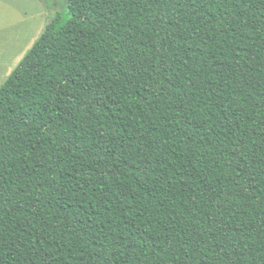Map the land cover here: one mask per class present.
Here are the masks:
<instances>
[{
	"label": "trees",
	"instance_id": "trees-1",
	"mask_svg": "<svg viewBox=\"0 0 264 264\" xmlns=\"http://www.w3.org/2000/svg\"><path fill=\"white\" fill-rule=\"evenodd\" d=\"M0 264H264V0H64L0 87Z\"/></svg>",
	"mask_w": 264,
	"mask_h": 264
},
{
	"label": "crops",
	"instance_id": "crops-1",
	"mask_svg": "<svg viewBox=\"0 0 264 264\" xmlns=\"http://www.w3.org/2000/svg\"><path fill=\"white\" fill-rule=\"evenodd\" d=\"M27 2V0H0L1 86L10 76L13 63L29 51L49 19L50 14L47 13L42 0Z\"/></svg>",
	"mask_w": 264,
	"mask_h": 264
},
{
	"label": "rangeland",
	"instance_id": "rangeland-1",
	"mask_svg": "<svg viewBox=\"0 0 264 264\" xmlns=\"http://www.w3.org/2000/svg\"><path fill=\"white\" fill-rule=\"evenodd\" d=\"M27 1H28L27 3H29L30 0H27ZM42 1H43V6L44 7H46L44 4L45 3L47 4V7H46L47 10L46 11H47L48 14H50L49 15V19L52 18V17H54V15L64 7V0H42ZM24 54L19 59H17V61H15L13 63V65H14V66L12 65L13 66V69L18 65V63L20 62V60L22 59V57L24 56Z\"/></svg>",
	"mask_w": 264,
	"mask_h": 264
}]
</instances>
